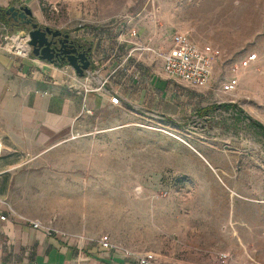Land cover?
Returning a JSON list of instances; mask_svg holds the SVG:
<instances>
[{
	"label": "rangeland",
	"instance_id": "rangeland-1",
	"mask_svg": "<svg viewBox=\"0 0 264 264\" xmlns=\"http://www.w3.org/2000/svg\"><path fill=\"white\" fill-rule=\"evenodd\" d=\"M44 11L43 26L70 37L72 22L96 30L127 18L154 39L146 46L166 50L173 33L189 32L221 50L208 98L235 107L174 122L117 108L93 117L55 151L31 154L29 170L45 180H14L21 210L87 240L68 264H135L127 250L161 264H219L221 252L228 264H264V137L251 125L264 126V0H73ZM248 54L258 60L244 69ZM231 77L237 91L218 92ZM0 155L9 163L21 154ZM106 235L114 248L97 252Z\"/></svg>",
	"mask_w": 264,
	"mask_h": 264
},
{
	"label": "crops",
	"instance_id": "crops-1",
	"mask_svg": "<svg viewBox=\"0 0 264 264\" xmlns=\"http://www.w3.org/2000/svg\"><path fill=\"white\" fill-rule=\"evenodd\" d=\"M72 1L0 0V8L27 7L43 26L46 3L70 6ZM128 26L139 30L145 44L148 39L154 41L148 31L141 32L132 22H105L96 30L80 29L72 22L71 38L90 49L91 74L85 77L76 74L69 64H52L34 55L21 59L0 48V153L21 154L18 161L0 160V264H68L76 261L80 252L76 243L48 231L45 219L24 212L14 200V180H45L29 170L33 163L31 154L40 157L55 151L64 138L84 132L89 120L110 109H128L147 119L174 122L193 109L200 113L213 106L207 96L209 86L195 89L167 77L160 59L145 51L132 52L130 44L120 41L119 35ZM13 32L19 30L13 31L0 22V46L3 37ZM184 33L200 47L211 45L201 44L189 32ZM172 38L166 50L172 46ZM217 65L218 61L214 68ZM103 82L104 87L97 90ZM113 97L120 100L119 105L112 103ZM1 216L7 219L1 220ZM34 221L40 222L42 228L35 229ZM99 251L108 250L99 247ZM153 254L161 264L159 256ZM93 257L105 260L100 254ZM213 258L219 263L217 257Z\"/></svg>",
	"mask_w": 264,
	"mask_h": 264
},
{
	"label": "built area",
	"instance_id": "built-area-1",
	"mask_svg": "<svg viewBox=\"0 0 264 264\" xmlns=\"http://www.w3.org/2000/svg\"><path fill=\"white\" fill-rule=\"evenodd\" d=\"M117 25L131 23L127 18H120L115 21ZM125 28V27H124ZM126 29V28H125ZM120 41L128 43L132 46L131 51H145L151 53L163 62V71L169 78L180 80L187 86L195 89L207 88L212 79L214 72V65L221 57V50L211 45L198 46L193 43L188 34L184 32H177L173 35L172 46L165 50L163 48H152L146 46L139 30L135 27L128 26L127 30L119 35ZM0 48L5 52L21 59L30 58L32 47L30 46V38L18 32L7 33L3 37V43ZM258 60L257 54H248L242 60V67L249 68ZM91 74L90 70L86 75ZM85 75V76H86ZM240 80L237 77L224 79L219 83L218 92L230 95L237 91ZM105 82L101 83L97 90H101ZM114 105H119L120 100L117 97L112 98ZM6 216H1V220L5 221ZM35 229H41L42 224L38 221L32 222ZM48 231L52 232L51 228ZM68 241L77 244L79 250L84 249V244L87 242L85 238H77L72 235L62 234ZM99 247L104 250H112L114 245L109 236L101 237ZM123 255L132 259L135 264H159L157 257L153 253L136 254L129 250L125 251ZM220 264H228L231 256L228 252H221L217 255Z\"/></svg>",
	"mask_w": 264,
	"mask_h": 264
},
{
	"label": "water",
	"instance_id": "water-1",
	"mask_svg": "<svg viewBox=\"0 0 264 264\" xmlns=\"http://www.w3.org/2000/svg\"><path fill=\"white\" fill-rule=\"evenodd\" d=\"M6 15L13 21L12 30L18 26L20 28L18 33L25 36L27 35L30 38V46L32 47L33 55L40 60L55 64L52 55L53 50L51 49L52 42L49 40V36L53 39L58 38L63 36V32L50 27L41 26L35 21L33 12L27 7L19 9L10 7L6 11ZM64 39L69 42L70 35H64ZM71 43L73 49L64 52V54L68 55L67 64H69L80 77H85L92 65L89 57L90 49L79 53L77 47L74 46L73 42Z\"/></svg>",
	"mask_w": 264,
	"mask_h": 264
},
{
	"label": "flooded vegetation",
	"instance_id": "flooded-vegetation-1",
	"mask_svg": "<svg viewBox=\"0 0 264 264\" xmlns=\"http://www.w3.org/2000/svg\"><path fill=\"white\" fill-rule=\"evenodd\" d=\"M64 35H66V33L63 32V36L54 39L51 36H49V40L52 42L51 49L53 50L52 51L53 61L55 62V64L58 65L67 64L68 55L64 54V52L73 49L71 42H73L74 46L77 47L79 53L87 50V48L84 45L73 40L71 37L69 42L65 41ZM89 57L91 59L90 52H89Z\"/></svg>",
	"mask_w": 264,
	"mask_h": 264
},
{
	"label": "trees",
	"instance_id": "trees-1",
	"mask_svg": "<svg viewBox=\"0 0 264 264\" xmlns=\"http://www.w3.org/2000/svg\"><path fill=\"white\" fill-rule=\"evenodd\" d=\"M8 9H2L0 8V22L4 25H7L9 26L11 29H12V24H13V21L9 19V16L6 15V11ZM16 31V30H20V28L18 26H16L15 28H13V31ZM235 105L234 104H231V103H225V104H218V105H214V106H211V107H207L205 109H203L200 113L202 116H208L209 114H211V112H213L214 110H218V109H221V110H224L226 112L228 111H231L232 109H234ZM241 111V110H240ZM242 112V111H241ZM248 118V117H247ZM249 119V118H248ZM251 120V119H250ZM251 125L252 127L260 130L263 132V137H264V126L256 121H252L251 120ZM99 247V246H98ZM89 253V254H88ZM92 252H89L87 251V254L88 255H92V256H96L95 254H91Z\"/></svg>",
	"mask_w": 264,
	"mask_h": 264
},
{
	"label": "bare ground",
	"instance_id": "bare-ground-1",
	"mask_svg": "<svg viewBox=\"0 0 264 264\" xmlns=\"http://www.w3.org/2000/svg\"><path fill=\"white\" fill-rule=\"evenodd\" d=\"M204 159L206 160V161H208L205 157H204ZM210 165L214 168V166L210 163ZM215 169V168H214Z\"/></svg>",
	"mask_w": 264,
	"mask_h": 264
}]
</instances>
